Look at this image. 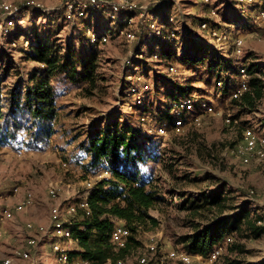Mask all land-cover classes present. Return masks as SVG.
<instances>
[{"label":"rangeland","instance_id":"obj_1","mask_svg":"<svg viewBox=\"0 0 264 264\" xmlns=\"http://www.w3.org/2000/svg\"><path fill=\"white\" fill-rule=\"evenodd\" d=\"M28 1L31 0H0V4L6 2L18 7L22 6L12 13L14 19L11 24H5L9 14L0 7V43L6 49L15 48L10 40L17 23L26 28L39 23H43L46 28H58L56 38L61 42L70 39L78 41L81 37L84 32V26L80 23L81 19L66 20L60 0H32L36 7H29ZM137 1L147 5L151 11L163 0ZM171 1L170 11L173 12L174 24L180 31L179 37L183 32L193 30L211 46L231 57L236 65L245 62L248 66L252 61L258 62L260 71L257 75L264 82V20L258 16L259 5H256L260 0L256 1L255 5H244L246 9L252 6H257V8L249 11L248 16L250 17L239 24L224 20L225 9L220 3L221 0ZM262 1L260 6H264V0ZM33 8L42 11H36ZM102 8L104 7L99 6L91 9L92 23L114 26L115 23L108 20V14ZM56 11L59 13H54ZM204 20H208L220 31L226 30L228 38L218 40L213 34L203 30L201 23ZM125 24L136 33L134 39L118 34L117 28H112L107 41L94 45L99 50V76L95 86H91L86 81L55 83L59 91L58 104L61 115L56 123V133L49 140L39 143L37 147H28L24 143L26 135L20 131L14 141L0 146V199L3 204L13 207L15 202L28 191H31L34 196L32 205L15 212L12 218L3 222L7 233L0 242V259L8 255L15 247H25L30 237H36L38 244L32 249L34 259H16L13 264H63L53 251V242L57 237L52 232L51 208L54 204L65 208L69 204L80 203L85 198L89 189L87 180L97 179L94 176L96 168L94 171L85 172L83 162L86 160V153L78 147V143L85 138L86 130L99 123L103 126L107 125L118 116H123L132 124L142 126L148 134H152L153 139L146 144L148 148L158 152L157 159L145 162L143 171L148 177L154 178L155 182L165 187L170 184L163 162L171 155H178L181 158L179 163L181 171H188L191 174L210 173L214 176L206 179L202 185L209 183L213 185L221 179L226 180L230 186L243 194L239 195L238 200L248 199L254 203L255 210L264 214V171L254 163H244L233 153L235 145L242 139L245 129L243 126L249 125L259 134H264V95L254 111L242 112L237 105L232 103L231 90L225 94L220 90L216 91L205 81L196 79L195 70L178 65L176 71H171L168 63H160L159 57L151 56L149 51L154 49L155 38L152 35L148 36L149 45L147 47L143 44L144 36L141 37L140 34L142 30L145 31L148 28L147 21L136 17L133 23L125 19ZM111 35L113 36L110 37ZM238 37L243 40L240 55L237 54L235 46ZM26 41L25 37H21L18 44L27 47L29 42L26 44ZM138 44L141 49L144 47V57L152 67L148 73L143 72L141 65H136L133 60V57L137 55L142 56L141 51L136 49ZM159 44L169 48L179 46V44L161 42ZM21 55V52H14L13 58L18 60ZM35 65L33 61H19L20 69L24 72L31 70ZM157 70L169 71L172 76L182 82L192 78L196 79L192 83L197 87L194 93L213 101L218 108V113L205 114L199 124L192 121L183 133L158 132L159 116L157 113H160L159 109L165 108L163 101L167 99L164 95L154 92L157 89L155 84ZM133 83L139 86L149 85L144 93L146 97L144 101L147 104L150 101L155 102L150 105L148 111L152 113V119L142 120L141 116L145 114L134 109L135 97L130 93ZM228 117L233 118L232 123L226 120ZM192 131L195 135L189 134ZM199 144L201 150L196 149L195 145ZM51 187H55L56 196L50 194ZM187 187L194 188L195 186ZM251 190L254 192L252 195ZM165 197L166 200L161 203L159 209L150 211L159 220L158 225L143 227L139 233L141 244L123 259L122 264H141L140 253L144 251L152 238L156 239L159 253H165L170 249H185L178 240L181 235L194 230L193 225L188 222L191 217L186 210L171 203L175 202L177 197H172L168 193ZM28 222H32L36 227L44 226L45 231L29 230ZM245 242L248 252L243 256L256 264H264V234ZM65 244L70 250L79 248L78 242L73 240L66 239ZM105 264L119 263L109 260ZM166 264L184 263L169 260Z\"/></svg>","mask_w":264,"mask_h":264},{"label":"trees","instance_id":"obj_2","mask_svg":"<svg viewBox=\"0 0 264 264\" xmlns=\"http://www.w3.org/2000/svg\"><path fill=\"white\" fill-rule=\"evenodd\" d=\"M220 3L225 9L224 20L236 24L246 21L250 17L249 11L257 8L252 6L246 9L239 0H221ZM171 5V0H163L151 12L160 24L165 25L162 33L167 34L168 30L175 29V38L163 39L149 25L140 33L141 37L144 36L143 44L147 47L148 36L155 38L154 49L149 51L150 55L159 57L160 63L166 62L170 66L176 64L195 70L196 79L205 81L207 85L224 94L233 88L234 80L244 66L249 74L250 89L240 97L231 98V101L242 112L254 111L264 95L263 79L257 75L260 71L259 63L252 61L248 66L245 62L236 65L231 57L211 46L193 30L183 32L179 37L180 31L169 21L173 14L170 11ZM102 10L106 11L105 8ZM258 11L257 9V13ZM92 13L90 10L80 20L84 32L76 40L78 44L72 39L58 41V28H46L43 23L27 28L17 23L10 40L15 48L8 50L0 43V146L14 141L20 131L25 133L24 143L28 147H37L56 133V123L61 115L56 82L86 81L91 86L96 85L99 76V50L90 41L88 31L92 30L101 35L109 34L112 28H117L118 33L127 26L123 19L128 13L121 12L117 20L108 16V20L115 23L112 27L99 23L94 25ZM21 37L28 40L27 47L18 44ZM160 42L179 46L169 48L162 44L160 46ZM136 49L141 51L142 56L137 55L133 60L136 65H141L143 72L148 73L152 67L144 57V47L141 49L138 44ZM14 52L22 53L18 60L13 58ZM23 60L33 61L36 65L24 72L19 66V61ZM196 79L182 82L169 71L155 72L157 89L154 92L167 99L163 101L165 108L159 109L160 113H157L158 127L165 125L167 132H175L171 106L173 102L194 93L197 87L192 83ZM219 81L222 82L221 85L218 84ZM145 91L147 90L143 89V85L131 84V95L138 92L142 94V102L133 104L134 109L142 114L150 110V105L155 104L154 101L149 104L144 101ZM191 133L195 135L194 131L189 134ZM152 139V134H148L142 126L132 124L123 116L116 117L107 125L99 123L86 130L85 138L78 143V147L86 153V160L83 162L85 172L94 171L96 167L107 164L111 175L93 182L88 196V207H79L69 218L79 245L77 250L70 251L71 257L87 258L92 264H105L109 260L118 263L125 259L141 244L139 233L143 227L158 225L159 220L150 211L159 209L168 193L178 198L171 203L186 210L191 217L188 222L193 225L194 230L181 235L178 240L185 250L206 256L214 245L224 243V252L214 264H256L243 256L248 252L245 241L264 234V224L259 223V220L264 219V214L255 210L254 203L248 199L238 200L239 195L243 194L226 180L221 179L213 185H202L206 179L214 176L210 173L191 174L181 171V158L178 155H171L163 162L170 184L165 187L155 182L154 178L148 177L143 171L145 162L157 159L158 152L148 148L146 144ZM195 146L201 150L200 144ZM190 185L195 187L188 188ZM116 218L122 219L130 229L128 242L120 248H116L111 241Z\"/></svg>","mask_w":264,"mask_h":264},{"label":"built area","instance_id":"obj_3","mask_svg":"<svg viewBox=\"0 0 264 264\" xmlns=\"http://www.w3.org/2000/svg\"><path fill=\"white\" fill-rule=\"evenodd\" d=\"M256 1L259 0H239L243 5H255ZM61 9H63L65 14V19L77 20L81 19L83 16L89 14L92 8H97L102 6L106 9L108 16L112 20H117L121 12H126L125 19L129 20V23H133L136 17H140L142 20L147 21V24L152 28L156 35L162 37L163 39H173L177 36L175 29L168 30L167 34L162 33V27L164 24H160L158 18L147 8L145 4H140L137 0H60ZM262 0L259 1V11L258 16L264 20V6ZM34 2L28 1L27 5L30 7H36ZM1 9L9 14V18L6 19L5 24L13 23L14 15L13 12L18 11L20 6L13 4H8L2 2L0 4ZM133 14H130L132 13ZM169 21L175 23L174 15L172 14ZM128 26V25H127ZM124 27L119 30L118 34L126 35L129 39H134L136 33L132 28ZM203 30L213 34L218 40H224L228 38V33L226 30L220 31L208 21L204 20L201 23ZM7 30V28H6ZM220 31V32H219ZM227 33V34H226ZM90 41L94 45L101 44L107 41L109 34L104 33L98 35L92 30H89ZM28 40L26 41V44ZM243 40L241 37L236 38V52L240 55L242 50ZM178 65L173 64L169 68L171 71H176ZM183 67V66H181ZM184 68V67H183ZM221 81L218 82L221 85ZM149 88L148 84L143 86V89ZM250 89L249 85V74L247 69L242 66L240 68L239 76L234 80L233 88L231 89V98H237L244 94ZM135 97L136 103L142 102V94L138 92ZM218 113V108L213 101L203 98L196 93L185 97L181 100L173 102L171 106V114L174 116L173 119V129L176 132H183L186 126L193 122L200 123L202 117L205 114H216ZM145 116H142V120L152 119V113L146 112ZM229 123L233 122L231 117L226 119ZM158 132L167 133V126L162 125L157 128ZM233 153L244 163H254L259 166L264 171V134H259L252 127H247L243 131L242 139L235 145ZM111 172L107 164H102L95 169L94 176L98 179L103 176H110ZM93 180L90 178L87 180L89 185L88 191H90ZM50 194L56 196L55 187L50 188ZM87 193V192H86ZM253 190H251L252 195ZM88 196L85 194V198L76 204H69L65 208L61 207L59 204H54L51 208L52 216V232L57 237L53 242V251L55 252L58 260L63 264H92L91 261L83 257H71L70 249L66 246L65 240H73L76 243L78 238L73 234V230L69 224V218L74 215L79 207H88ZM34 203V196L31 191H28L25 195L20 197L14 204L13 207L3 204L0 199V242L6 236L7 229L3 226V222L14 216L15 212L22 211L28 206ZM259 223L264 224V219L259 220ZM27 228L29 230L37 229L39 232H44V226L36 227L32 222L27 223ZM130 236V229L125 225L122 219H115V226L112 231L111 241L116 246L120 248L124 246ZM38 240L36 237H30L27 240V245L25 247H15L11 249L8 255H5L0 259V264H13L16 259L30 260L34 259L32 256V249L36 247ZM225 244L219 243L213 246L210 252L204 256L201 253L187 251L185 249H170L165 253L158 252V244L155 238H152L150 243L146 245L144 251L140 253L139 261L141 264H166L169 260H176L184 264H214V262L219 258V256L224 252ZM119 264L123 263V260L118 261Z\"/></svg>","mask_w":264,"mask_h":264},{"label":"crops","instance_id":"obj_4","mask_svg":"<svg viewBox=\"0 0 264 264\" xmlns=\"http://www.w3.org/2000/svg\"><path fill=\"white\" fill-rule=\"evenodd\" d=\"M87 193L89 194V193H90V191H87ZM87 193H86V194H87Z\"/></svg>","mask_w":264,"mask_h":264}]
</instances>
